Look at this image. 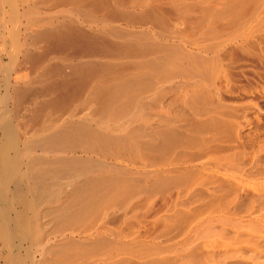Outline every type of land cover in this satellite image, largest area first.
Listing matches in <instances>:
<instances>
[{"label": "rangeland", "instance_id": "rangeland-1", "mask_svg": "<svg viewBox=\"0 0 264 264\" xmlns=\"http://www.w3.org/2000/svg\"><path fill=\"white\" fill-rule=\"evenodd\" d=\"M6 117L22 145L73 118L133 138L38 264H264V0H0Z\"/></svg>", "mask_w": 264, "mask_h": 264}, {"label": "bare ground", "instance_id": "bare-ground-1", "mask_svg": "<svg viewBox=\"0 0 264 264\" xmlns=\"http://www.w3.org/2000/svg\"><path fill=\"white\" fill-rule=\"evenodd\" d=\"M112 104L116 103L112 100ZM128 108L125 110L130 111ZM126 111L118 113L125 114ZM7 117L4 124L0 123V264H38L44 259L57 258L66 248L69 250L68 247L74 245V236L62 240L56 235L46 238L43 220L48 217L56 224L71 225L102 197L116 191L115 183L121 181L119 178L117 181L116 174L111 175L110 167L102 166V162L99 165V161L98 165L94 163L99 157L94 160L90 156L93 153L108 156L109 150H113L114 154L116 148L126 149L133 138L127 136L125 124L110 128L95 122L77 123L73 118L46 128L48 134H44L45 137L34 135V141L22 145L15 124ZM132 147L129 149L132 150ZM120 152L119 155L122 154ZM47 205L49 209L47 211L46 208L45 214L43 208Z\"/></svg>", "mask_w": 264, "mask_h": 264}]
</instances>
